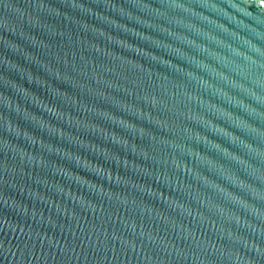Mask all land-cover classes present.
Listing matches in <instances>:
<instances>
[{
    "label": "water",
    "instance_id": "obj_1",
    "mask_svg": "<svg viewBox=\"0 0 264 264\" xmlns=\"http://www.w3.org/2000/svg\"><path fill=\"white\" fill-rule=\"evenodd\" d=\"M0 264H264V0H0Z\"/></svg>",
    "mask_w": 264,
    "mask_h": 264
}]
</instances>
